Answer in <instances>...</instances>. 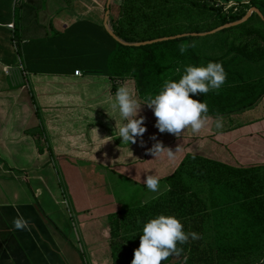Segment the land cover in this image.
Segmentation results:
<instances>
[{
  "label": "crops",
  "instance_id": "crops-1",
  "mask_svg": "<svg viewBox=\"0 0 264 264\" xmlns=\"http://www.w3.org/2000/svg\"><path fill=\"white\" fill-rule=\"evenodd\" d=\"M107 1L0 0V264H83L76 248L40 207L46 192L54 200L38 184V172L45 166L42 142L51 158L97 163L106 170V177L134 189L132 179L112 168L118 164L132 172L138 168L132 176L144 177V167L180 145L190 127L208 128L176 115L171 111L175 106L162 102L161 93H153L150 85L155 71H139L130 65L128 58L132 64L143 58L135 60L137 49H123L111 41L104 29ZM121 1L110 2V30L112 23L116 26L120 21ZM76 71L80 77L74 75ZM153 94L159 100L155 105L143 102L151 101ZM70 109L81 115L74 117ZM112 112L118 116L109 118L114 135L103 119ZM129 120L141 126L133 129L131 142L127 141L131 138ZM259 126L264 127L263 120L242 131ZM128 148L132 161L121 163L128 158L121 155ZM138 158L140 164L132 165ZM24 159L27 165H15ZM29 180L38 185L31 186ZM104 233L108 245L107 225L106 237ZM109 257L108 261L110 251Z\"/></svg>",
  "mask_w": 264,
  "mask_h": 264
},
{
  "label": "rangeland",
  "instance_id": "rangeland-1",
  "mask_svg": "<svg viewBox=\"0 0 264 264\" xmlns=\"http://www.w3.org/2000/svg\"><path fill=\"white\" fill-rule=\"evenodd\" d=\"M213 1L220 7V14L216 16L208 9L195 8L186 3H173L171 0L167 4L163 0H150V3L140 10L136 9L135 4L126 5L122 11L124 15L122 29L131 38L129 35L131 29L136 27L135 33H138V36L134 39L140 43L184 34H207L220 27L221 22L227 20L230 15L246 14L254 8H250L251 0ZM135 10L137 14L134 13ZM262 14L264 15V10ZM249 18L227 31L200 37H186L177 45V49L158 50L157 69L151 78L155 75L156 77L150 85L153 93H161L171 80L180 74L184 76L187 72L186 76L189 77L192 74L189 71V64L194 62V57L198 62L191 80L174 87L167 98L161 99L162 102H166L168 106H185L184 109H189L187 105H183L182 96L203 90H214L223 94L224 101L229 104L252 102L264 86V63L257 59L258 56L246 60L237 51L243 49L258 53L264 50V23L256 14ZM143 29H149V33L142 32ZM140 51V49L133 51L132 57H137L135 60L144 57ZM19 56L21 57L20 54ZM13 57L16 61V52ZM154 94L149 96L153 102L149 100H143V102L155 105L159 100ZM200 97L197 96L192 101L198 103ZM70 110V114L74 117L81 115L74 109ZM112 117L113 119L118 117L117 113L112 112L103 117L105 123L108 121L106 124L111 134L114 133L109 121ZM129 122L131 138L124 139L131 142L134 137L133 129L141 126H137L131 120ZM232 125L235 124L232 123ZM188 133V136H182L180 145H174L173 151L168 152L165 157H159L157 161L150 162L146 169L144 167V177L132 176L133 173L138 172V168H135V172L119 164L112 168V172L123 173L126 179H132V184L136 186L134 189H130V185L124 186L122 180L118 183L106 177V170L103 168L105 170L103 171L97 163L71 160L66 156L51 158L46 151V143L40 139V143L42 142L40 154L45 157L43 159L45 166L38 172L41 177L38 184L46 187L54 199H50L46 192L41 200L40 207L45 218L70 242L71 246L76 248L87 264H104L105 260L107 264H129L130 261L123 257L116 260L111 258L108 261L109 248L103 237L104 232L106 237V225L108 227L106 216L110 213L109 217L116 214L115 209L121 211L127 204H143L163 193L166 186L162 183V178L175 170L183 156L190 154L231 166L264 165L263 126L236 132L233 143L239 145L240 149H231V151L225 150L210 139L212 132L209 128L190 127ZM113 139L116 143L117 139L115 137ZM123 154L128 158L122 159L121 163H130L132 161L129 158L130 149H126V152L121 155ZM18 161L16 166H24L28 163L26 159ZM104 161H108L107 158ZM140 162L138 158L132 165H139ZM7 163L11 165L10 162ZM39 164H42L41 161ZM106 164L109 167L112 166L109 161ZM196 167L197 164L190 166L189 170L192 168L193 170L185 172L184 178L192 190L198 192L206 202L210 214L206 226V237L217 257V264L261 262L264 256L263 226L257 225L254 219L248 217L241 208L240 195L229 190L224 184L209 180L199 171L194 172ZM29 184L38 185L37 182L30 180ZM149 186H151L150 189ZM105 219H107L106 225ZM230 254L235 257H230Z\"/></svg>",
  "mask_w": 264,
  "mask_h": 264
},
{
  "label": "trees",
  "instance_id": "trees-1",
  "mask_svg": "<svg viewBox=\"0 0 264 264\" xmlns=\"http://www.w3.org/2000/svg\"><path fill=\"white\" fill-rule=\"evenodd\" d=\"M149 1H121L120 21L116 26L114 23L111 24V30L117 38L126 43H140L134 39L138 36V33H135L136 27L131 29V34H129L131 38L122 29L124 20L122 11L126 5L134 4L137 10L143 9L142 7H146L147 3H150ZM163 1L167 4L170 0ZM171 2L205 8L215 16L220 14V7L213 0L201 2L198 0H171ZM251 7L260 12L264 23L262 14L264 0H251ZM134 13L137 14L136 10ZM244 14L230 15L219 26L236 22ZM253 15L255 14L251 16ZM229 29H233V27ZM148 30L143 29L142 32L149 33ZM17 36L18 34L14 32V38ZM110 39L116 46L123 49L142 50L144 57L140 62L132 64L131 58H128V62L132 67L136 65L139 71L144 68L149 73L157 69L158 50L177 49V45L185 40L182 38L144 47H128ZM237 53L247 59L258 56V60L264 61V50L256 53L239 49ZM193 60L194 62L189 64V71L192 74L187 77L188 74L185 72L184 76L180 74L173 78L159 95L160 99L167 98L172 87L191 80L198 62L194 57ZM11 75L13 77V74ZM14 84L18 85L16 81ZM197 96H201L198 103L192 101ZM222 96L223 94L214 90L187 94L182 96V103L189 109L175 106L171 111L178 116L188 118L190 122H199L208 127L212 132L210 139L218 146L227 151L239 150L240 146L233 143L235 133L242 131L244 127L254 122L264 121V87L249 103L229 104L224 101ZM235 104L239 105L233 107ZM246 117L250 118L247 122L244 121ZM195 164L197 167L194 172L199 171L209 180L224 184L229 190L240 195L242 198L241 208L248 214V217L254 219L257 225H262L264 229V165L231 166L186 154L175 170L162 178V182L166 186L163 193L143 204H127L121 211L108 216V245L112 260L123 257L130 261L129 264H217V257L206 237V226L210 217L206 202L198 192L192 190L184 178L185 172H192L193 168L189 170V167ZM229 256L235 257L233 254ZM80 257L83 259V264H87L84 258ZM257 264H264V256L262 261Z\"/></svg>",
  "mask_w": 264,
  "mask_h": 264
},
{
  "label": "water",
  "instance_id": "water-1",
  "mask_svg": "<svg viewBox=\"0 0 264 264\" xmlns=\"http://www.w3.org/2000/svg\"><path fill=\"white\" fill-rule=\"evenodd\" d=\"M110 2H111V0H108L107 3H106V7H105L106 8V11H105L104 29L107 32V34L115 42H117V43H119V44H121L123 46H128V47H144V46H147V45L161 43V42H165V41H169V40L182 39V38H186V37H200V36H206V35H213L215 33H218L220 31H223L225 29H229V28H232V27H235L237 25H240V24L244 23L245 21H247V19L252 14L258 15L262 19V16H261L260 12L256 8H251L240 20H238L236 22H232V23L225 24L223 26H220V27L216 28L215 30H212L211 32H209L207 34H184V35H178V36H174V37L157 39V40L147 41V42H141V43H126V42L121 41L119 38H117L113 34V32L110 30V28L108 27V25H107V17H108Z\"/></svg>",
  "mask_w": 264,
  "mask_h": 264
},
{
  "label": "built area",
  "instance_id": "built-area-1",
  "mask_svg": "<svg viewBox=\"0 0 264 264\" xmlns=\"http://www.w3.org/2000/svg\"><path fill=\"white\" fill-rule=\"evenodd\" d=\"M198 1H204V0H198ZM16 70H17V71H20V73L23 72L22 67H21L20 65H17V66H16ZM7 74L11 75V74L9 73V71L7 72ZM74 75L77 76V77H80V76H81L80 72H78V71L74 72Z\"/></svg>",
  "mask_w": 264,
  "mask_h": 264
}]
</instances>
